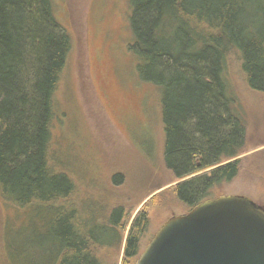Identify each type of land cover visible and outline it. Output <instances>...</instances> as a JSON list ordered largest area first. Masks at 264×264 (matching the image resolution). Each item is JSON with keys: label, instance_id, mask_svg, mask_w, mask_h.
I'll list each match as a JSON object with an SVG mask.
<instances>
[{"label": "trees", "instance_id": "obj_1", "mask_svg": "<svg viewBox=\"0 0 264 264\" xmlns=\"http://www.w3.org/2000/svg\"><path fill=\"white\" fill-rule=\"evenodd\" d=\"M130 4L129 49L138 77L160 88L163 160L187 212L239 174L248 124L228 70L235 59L264 105V0ZM53 8L52 0H0V196L52 226L41 264H103L94 248L108 243L88 231L95 213L68 200L72 178L49 164L53 97L71 46ZM111 212L103 220L117 233L122 211ZM148 221L144 210L132 219L121 264H134Z\"/></svg>", "mask_w": 264, "mask_h": 264}, {"label": "rangeland", "instance_id": "obj_2", "mask_svg": "<svg viewBox=\"0 0 264 264\" xmlns=\"http://www.w3.org/2000/svg\"><path fill=\"white\" fill-rule=\"evenodd\" d=\"M52 1L71 46L53 97L49 164L72 178L75 189L68 200L95 213L90 236L108 243L95 247V254L103 264H121L125 237L138 211L144 210L149 220L140 253L169 216L187 210L171 191L178 179L163 160L161 91L137 75L138 61L129 49L130 0ZM228 72L248 128L237 156L239 174L214 188V196L243 194L264 205V105L246 89L235 59ZM118 207L123 227L116 233L103 217ZM43 216L0 196V264L45 260L52 226Z\"/></svg>", "mask_w": 264, "mask_h": 264}, {"label": "water", "instance_id": "obj_3", "mask_svg": "<svg viewBox=\"0 0 264 264\" xmlns=\"http://www.w3.org/2000/svg\"><path fill=\"white\" fill-rule=\"evenodd\" d=\"M134 264H264V205L243 194L169 216Z\"/></svg>", "mask_w": 264, "mask_h": 264}]
</instances>
